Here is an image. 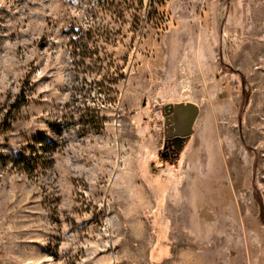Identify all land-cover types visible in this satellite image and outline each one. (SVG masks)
<instances>
[{
	"label": "rangeland",
	"instance_id": "obj_1",
	"mask_svg": "<svg viewBox=\"0 0 264 264\" xmlns=\"http://www.w3.org/2000/svg\"><path fill=\"white\" fill-rule=\"evenodd\" d=\"M0 264H264V0H0Z\"/></svg>",
	"mask_w": 264,
	"mask_h": 264
},
{
	"label": "bare ground",
	"instance_id": "obj_2",
	"mask_svg": "<svg viewBox=\"0 0 264 264\" xmlns=\"http://www.w3.org/2000/svg\"><path fill=\"white\" fill-rule=\"evenodd\" d=\"M192 105H195L193 103H188L187 107L182 108L178 112V118L180 121H183L182 128H184L185 131L190 130V125H194L197 121V116H195V110L191 107Z\"/></svg>",
	"mask_w": 264,
	"mask_h": 264
},
{
	"label": "water",
	"instance_id": "obj_3",
	"mask_svg": "<svg viewBox=\"0 0 264 264\" xmlns=\"http://www.w3.org/2000/svg\"><path fill=\"white\" fill-rule=\"evenodd\" d=\"M187 105H188V104H187ZM187 105H181V106H179V107H178V110H177V114H178V112H179L182 108L187 107ZM191 107L195 110V116H197V114H198V106H197V105H192ZM191 126H192V125H190V130L188 131L189 133L192 131ZM181 127H182V126H181ZM186 132H187V131H186Z\"/></svg>",
	"mask_w": 264,
	"mask_h": 264
},
{
	"label": "trees",
	"instance_id": "obj_4",
	"mask_svg": "<svg viewBox=\"0 0 264 264\" xmlns=\"http://www.w3.org/2000/svg\"><path fill=\"white\" fill-rule=\"evenodd\" d=\"M23 100H25V99H19V100H17L14 103L13 108L14 109H19L22 106L23 102H24ZM19 160L22 161L23 160V157H21Z\"/></svg>",
	"mask_w": 264,
	"mask_h": 264
},
{
	"label": "crops",
	"instance_id": "obj_5",
	"mask_svg": "<svg viewBox=\"0 0 264 264\" xmlns=\"http://www.w3.org/2000/svg\"><path fill=\"white\" fill-rule=\"evenodd\" d=\"M183 64H185V62H183ZM179 88H181V89H185V88H184V85L180 86ZM188 103H193V104L196 105L195 101H192V100H190V102H188Z\"/></svg>",
	"mask_w": 264,
	"mask_h": 264
}]
</instances>
